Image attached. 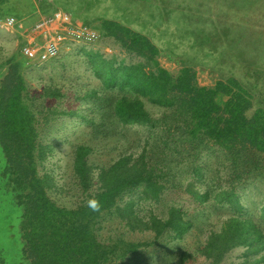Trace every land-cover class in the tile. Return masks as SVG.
<instances>
[{
  "label": "trees",
  "instance_id": "obj_1",
  "mask_svg": "<svg viewBox=\"0 0 264 264\" xmlns=\"http://www.w3.org/2000/svg\"><path fill=\"white\" fill-rule=\"evenodd\" d=\"M4 5L0 0V15ZM95 28L101 40L111 39L123 53L106 55L96 44H82L85 71L98 81V88L87 93L95 99L97 116L68 107L70 96L62 86L32 91L25 73L39 64H28L24 57L10 58L0 71L1 188L21 209L15 262L129 264L151 246L164 247V241L187 234L192 221L174 204L162 214L144 215L138 209L141 203L160 204L183 186L177 178L189 177L186 191L195 202L231 213L199 254L209 264H221L243 248L232 264H264V101L256 105L254 93L233 76L202 86L193 66L183 62L176 73L165 69L158 60L160 47L142 31L108 19ZM146 102L161 113L155 117ZM79 118L96 136L140 128L143 139L140 150L123 151L107 165L90 160L93 145L74 143L70 165L80 199L67 208L49 194L55 182L42 169L52 148L42 137L52 123ZM213 152L224 162L211 178L200 161ZM250 186L262 196L259 221L246 211L243 194ZM116 219L127 232L151 233L152 240L133 241L122 233L103 240L102 223ZM190 257L184 252L178 263ZM6 263L0 256V264Z\"/></svg>",
  "mask_w": 264,
  "mask_h": 264
},
{
  "label": "rangeland",
  "instance_id": "obj_2",
  "mask_svg": "<svg viewBox=\"0 0 264 264\" xmlns=\"http://www.w3.org/2000/svg\"><path fill=\"white\" fill-rule=\"evenodd\" d=\"M61 10L81 16L84 12L92 19L104 15L108 20L126 23L129 27L148 35L161 49L159 63L176 73L181 64L193 66L198 82L202 86H213L217 80L235 77L247 86L256 97V105L264 101V0H55ZM63 8V9H62ZM5 11L9 13V8ZM18 19L21 15L12 12ZM18 39L0 27V71L12 57L23 59ZM106 55H123L111 39L95 43ZM94 44V45H95ZM82 44H75L55 60L31 66L26 70V80L32 91L44 85L62 86L70 96L65 99L68 107L79 109L85 116L97 114L95 99L87 96L98 88V81L85 71ZM29 66V65H28ZM76 95V98L73 95ZM147 110L157 117L161 109L146 102ZM97 116V115H95ZM79 119H62L52 123L42 137V142L52 148L42 172L51 175L55 187L49 191L51 198L60 206L75 207L80 199L71 172L70 150L74 143H88L95 148L90 160L96 165H107L117 159L123 151L138 150L143 131L133 128L122 135L96 136ZM140 150V149H139ZM224 158L218 152L205 155L200 161L208 177H215L218 164ZM224 175L222 168L219 169ZM189 177L177 178L183 186L167 194L160 204L141 203L139 211L162 214L170 205L181 207L192 221L191 230L182 238L164 241L151 246L129 264H179L180 255L187 252L191 257L185 264H209L198 252L208 235L218 231L230 216L227 208L210 204H199L186 191ZM0 179V256L6 264L15 262L20 250L15 244L21 209L13 196L1 188ZM263 188V187H262ZM249 217L259 221L258 204L262 198L260 189L248 187L243 194ZM264 226V223H263ZM122 233L133 241H150L151 233L127 232L116 220L102 223L100 237L105 240ZM244 249L233 250L221 264L239 261Z\"/></svg>",
  "mask_w": 264,
  "mask_h": 264
},
{
  "label": "built area",
  "instance_id": "obj_3",
  "mask_svg": "<svg viewBox=\"0 0 264 264\" xmlns=\"http://www.w3.org/2000/svg\"><path fill=\"white\" fill-rule=\"evenodd\" d=\"M0 27L20 35V54L28 64L52 61L72 45L95 44L101 39L95 27L61 9L40 17L32 25L23 19L8 16L0 19Z\"/></svg>",
  "mask_w": 264,
  "mask_h": 264
},
{
  "label": "crops",
  "instance_id": "obj_4",
  "mask_svg": "<svg viewBox=\"0 0 264 264\" xmlns=\"http://www.w3.org/2000/svg\"><path fill=\"white\" fill-rule=\"evenodd\" d=\"M54 1L55 0H31V4H28V0H5V5L2 7V13L0 15V19H3V18L8 17V16H14L12 13L14 11V12L21 15L20 19L25 20V22L28 25H32L37 20H39L40 17L45 16V15H50L54 11L61 9V8H59L58 5L56 6ZM7 8H9V13H7V11H5ZM68 12H71V11H68ZM71 13H73V12H71ZM75 15H76L75 18L79 19L81 21L84 19L90 20V19H88L89 15H86V12L81 14V16H79L76 13H75ZM14 17H16V16H14ZM102 19H107V18L104 15H97L94 19H92L93 24L98 25ZM83 22H86V21H83ZM117 22H120V21L117 20ZM125 25H127V24L125 23ZM9 33L18 39V41H19L18 44L21 43L22 39L20 38V35L18 33L12 32V31H9ZM19 48H20V44H19Z\"/></svg>",
  "mask_w": 264,
  "mask_h": 264
}]
</instances>
